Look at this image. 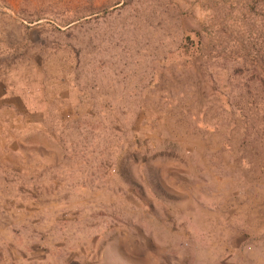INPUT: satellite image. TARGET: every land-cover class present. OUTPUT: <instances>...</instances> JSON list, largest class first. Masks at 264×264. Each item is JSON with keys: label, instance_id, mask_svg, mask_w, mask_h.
<instances>
[{"label": "rangeland", "instance_id": "374dc122", "mask_svg": "<svg viewBox=\"0 0 264 264\" xmlns=\"http://www.w3.org/2000/svg\"><path fill=\"white\" fill-rule=\"evenodd\" d=\"M263 70L264 0H0V264H264Z\"/></svg>", "mask_w": 264, "mask_h": 264}, {"label": "trees", "instance_id": "16d2710c", "mask_svg": "<svg viewBox=\"0 0 264 264\" xmlns=\"http://www.w3.org/2000/svg\"><path fill=\"white\" fill-rule=\"evenodd\" d=\"M264 71V70H263ZM263 71H262V73H263ZM262 73H259L258 74V76L259 77H264L263 75H261ZM257 79H260V83H261V81H263L264 80V78H257ZM250 87H246V89H249ZM247 97H248V95H247ZM227 98V97H226ZM246 100H247V98H245L244 97V99H243V102H242V107L241 108H238V110H237V112L241 115V116H244L246 113H250V111L251 110H249L248 108H246V103H249L250 101H252V99H250V100H248L247 102H246ZM258 103H259V101H258ZM258 103H257V105H258ZM229 107V106H228ZM248 107H251L252 108V103L248 106ZM253 110H257L256 108H253ZM71 264H81V263H78V262H73V263H71Z\"/></svg>", "mask_w": 264, "mask_h": 264}]
</instances>
